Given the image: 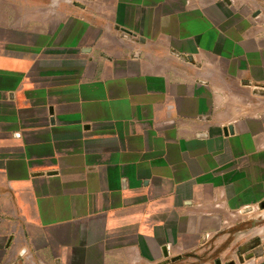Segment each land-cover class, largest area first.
Returning <instances> with one entry per match:
<instances>
[{
  "label": "crops",
  "instance_id": "obj_1",
  "mask_svg": "<svg viewBox=\"0 0 264 264\" xmlns=\"http://www.w3.org/2000/svg\"><path fill=\"white\" fill-rule=\"evenodd\" d=\"M264 0H0V264H264Z\"/></svg>",
  "mask_w": 264,
  "mask_h": 264
},
{
  "label": "rangeland",
  "instance_id": "obj_2",
  "mask_svg": "<svg viewBox=\"0 0 264 264\" xmlns=\"http://www.w3.org/2000/svg\"><path fill=\"white\" fill-rule=\"evenodd\" d=\"M264 237V236H263Z\"/></svg>",
  "mask_w": 264,
  "mask_h": 264
},
{
  "label": "water",
  "instance_id": "obj_3",
  "mask_svg": "<svg viewBox=\"0 0 264 264\" xmlns=\"http://www.w3.org/2000/svg\"><path fill=\"white\" fill-rule=\"evenodd\" d=\"M264 94V93H263Z\"/></svg>",
  "mask_w": 264,
  "mask_h": 264
}]
</instances>
